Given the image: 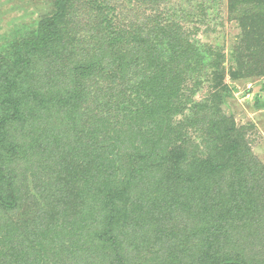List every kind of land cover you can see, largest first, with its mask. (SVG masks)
I'll return each mask as SVG.
<instances>
[{
  "label": "rangeland",
  "instance_id": "1",
  "mask_svg": "<svg viewBox=\"0 0 264 264\" xmlns=\"http://www.w3.org/2000/svg\"><path fill=\"white\" fill-rule=\"evenodd\" d=\"M55 2L0 0V88L12 84V73L25 62L23 42L37 39L39 24L56 13ZM66 12L59 25V33L64 32L59 43L80 65L99 61L109 42L125 49L128 45L130 50L135 42L142 43L133 49L143 55L147 41L165 42L166 34L177 35L181 43L188 42L202 54L210 49L221 54L229 96L220 109L234 120L261 167L250 177L253 190L248 202L237 199L228 176L213 181L212 191L218 193L210 192L211 197L228 203L233 214L226 220L220 217L225 215L224 206L219 211L216 202L210 206L203 191L178 198L180 188L163 173L154 177L145 171L135 173L131 188L132 197L136 194L139 200L136 211L119 221L115 246L99 243L94 231L100 229L102 218L95 217L94 210L117 177L103 175L105 168H111L108 161L97 171L79 167L78 152L89 162L93 122L108 120L111 129L122 121V109L128 103H121L125 95L116 96L121 87L91 77L81 86L83 99L74 103L72 113L55 106L53 93L66 90L64 84L69 81L62 74L77 66L68 59L59 61L62 46L58 47L57 39L47 52L32 53L31 64L13 93L24 105L19 118L7 125L10 138L3 151L15 157L9 162L11 169L2 171L11 178L13 185H9L18 202L11 210L0 206V264H13V258L15 264H216L219 259L264 264V77L231 81L227 76L233 54L243 42L242 30L229 14L228 0H83L71 2ZM205 55L204 63H191L205 72L187 75L188 88L183 91L189 101L183 114L172 118L174 122L190 124L209 116L204 110L212 106L214 80L206 63L215 56ZM145 66L143 62L135 79L146 73ZM117 68L115 64L111 71ZM40 88L49 93L39 102L29 91ZM12 115L13 109L0 104V120ZM198 135L190 131L185 140L192 143V150L203 148ZM19 257L24 261L18 262Z\"/></svg>",
  "mask_w": 264,
  "mask_h": 264
},
{
  "label": "trees",
  "instance_id": "2",
  "mask_svg": "<svg viewBox=\"0 0 264 264\" xmlns=\"http://www.w3.org/2000/svg\"><path fill=\"white\" fill-rule=\"evenodd\" d=\"M74 1L83 0H56V13L39 24L37 39L23 42L25 62L21 69H17L14 73L10 72L12 84L0 88V104L5 109H13L12 116L0 120V206L8 210L16 207L18 198L16 195L13 196L11 191L9 185V182L13 183L11 178L9 181L2 171L5 168L11 169L9 162L14 154H11V151H3V147L10 138L7 125L19 118L24 105V100L15 97L13 93L18 89L22 73L31 64L32 53L47 52L57 39L58 43L62 41L64 32L62 30L59 33V25L66 18L67 5ZM228 10L243 35V42L237 53L233 54V65L228 68V78L231 81H239L264 77V0H228ZM164 38L166 41L162 43L147 41L145 48L141 50L143 55H139L140 52L134 53L133 48L139 45L137 42L134 43L136 46L133 45L132 50L128 45H125L127 47L125 49L117 42H109L99 61L93 60L84 65L77 64L72 53L62 46L63 44L58 45V47L62 46L59 48L62 54L59 55V61L68 59L77 66H73L68 71V75L62 74V77H68L64 79L69 81L68 85L64 84L66 90L53 93L55 106L62 105V110H71L72 113L75 110L74 103L78 104L83 99L81 86H84V82L91 77L95 79L93 81L102 78L121 87L116 96L125 95L121 103L124 101L128 103V108L122 109V121L115 122L116 126L113 125L111 129L108 128L110 124L108 120L102 121L99 118L93 122L94 128L90 136L93 144L89 140L92 148L89 162L85 161L83 159L85 156L81 157L78 152L79 167L83 168L86 165L87 170L97 171L98 167L103 168L104 162L108 161L111 168H105L107 171L103 175L117 177L113 179L114 186L103 194L102 205L100 207L97 205V209L94 210V216L99 215L100 219L102 218L100 229L93 233L99 243L104 241L115 246L118 236L116 233L120 227L119 221L121 219L124 221L127 214L136 211L139 200L136 194L132 197L134 189L132 190L131 185L134 184L135 187V173L138 172L145 171L152 177L163 173L165 179L174 181L175 188H180L178 198H181L179 194L186 195L187 198L203 191L206 197L210 198L207 199L210 206L212 202H216L218 211L224 206L225 215L220 217L224 216L222 218L225 220L233 217V214L227 208L228 203H219L214 196L211 197L210 192L218 193L212 191L214 180L228 176L237 199L248 202L252 196L251 179L261 166L256 163L255 157L247 148L243 133L235 128L234 120L225 116L220 109L229 96L228 85L224 83L226 75L222 67L224 58L211 49L207 55L202 54L197 47L188 42L181 43L177 35L172 37L166 34ZM204 55L215 56L211 63H206V67L213 70L211 81L214 80L212 106L207 105L204 110L209 116L198 117L190 124L174 122L172 118L182 115L189 101V96L183 91L188 88L185 85L187 75L205 72L203 68L193 64L192 66L191 63L193 60H196V64L204 63L203 60L206 59ZM143 62L146 64L144 69L146 73L137 80L135 78L140 75L139 69ZM115 64L118 66L117 71H111V67ZM0 66L3 67V63ZM1 71L0 68V73ZM29 93L32 98L40 102L49 91L40 88L39 92L29 91ZM50 94L52 96V93ZM47 98L49 97L46 96V100ZM190 131L199 133L198 137L202 138L203 148L192 150V143H186ZM98 140H100L99 144ZM98 170L101 172L103 169ZM125 178L127 181L130 178V181L125 182ZM7 192L8 195H5ZM157 195L159 194L154 196ZM174 196L176 197V194ZM215 217L219 219L218 212ZM2 251L3 248H0V254ZM17 256L16 254L15 257ZM17 261L24 260L19 257ZM12 263L15 264L14 258ZM19 263L24 264L25 261ZM216 264H247V262L238 259H219V263Z\"/></svg>",
  "mask_w": 264,
  "mask_h": 264
}]
</instances>
